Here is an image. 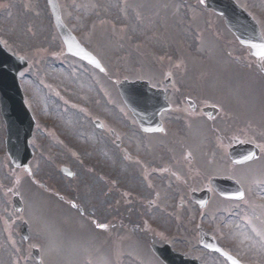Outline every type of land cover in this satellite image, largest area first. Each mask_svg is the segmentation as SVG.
I'll list each match as a JSON object with an SVG mask.
<instances>
[{
    "label": "rangeland",
    "instance_id": "1",
    "mask_svg": "<svg viewBox=\"0 0 264 264\" xmlns=\"http://www.w3.org/2000/svg\"><path fill=\"white\" fill-rule=\"evenodd\" d=\"M237 1L264 23L263 11L259 9L263 0ZM62 3L68 12L65 19L78 37L87 45L93 43L100 55L107 58L104 76L68 59L50 14H46L45 0H0V40L10 53L23 56L30 63L19 73V80L26 104L36 119L30 140L34 155L28 173L8 161L0 116V264H38L31 256L36 247L41 252L42 264H117L119 256L123 264H160L134 238L142 236L143 226L147 233L165 235L174 250L191 253L192 246L182 239L185 234L179 224L180 217L185 220L187 212L175 207V202L183 199L177 193L178 185L175 180L165 181L156 174L155 180L148 171L137 170L135 164L148 161L141 152L132 150L133 123L115 84L125 76L149 74L140 70L147 58L137 59L136 55L133 60L130 52L143 50L137 46L126 49L142 44L155 58L156 65L174 79L173 92L191 93L192 97L198 93L195 87L203 85L213 69L207 65L216 53L210 47L231 46V34L229 38L221 18L204 13V0H129L126 5L123 0H62ZM102 25H112L109 43L98 37L100 33L108 38L107 28ZM166 39H174L175 43L161 44ZM190 70L195 72L191 74ZM216 83L219 80L214 79L212 84ZM108 104L114 112L108 109ZM95 119L113 128L115 136L96 128ZM179 131L185 134V126ZM218 148L211 144L207 154H219ZM148 153L145 152L147 156ZM159 153L171 159L164 148ZM155 154L150 159L153 171L161 170L154 161L158 157ZM60 166L71 169L75 177H64ZM221 166L224 170L227 167ZM237 170L239 175L246 172ZM155 182L162 186L160 190H155ZM155 191L159 194L157 199ZM16 194L24 203L21 214L11 203ZM152 202L154 205L150 207ZM72 204L80 207L96 227L88 228L89 222L74 214L76 222L72 221L68 208L70 221L61 219L64 216L61 211L66 213L62 207ZM24 221L29 225V238L25 241L20 235ZM113 222L125 230L114 227L109 232L110 229L98 226L110 228ZM242 224L243 215L239 213L226 217L228 234L248 247L247 236L241 237L245 235ZM253 240L258 242L256 238ZM253 242L250 246H254ZM135 246H139L141 255ZM260 257L264 261V253Z\"/></svg>",
    "mask_w": 264,
    "mask_h": 264
},
{
    "label": "flooded vegetation",
    "instance_id": "2",
    "mask_svg": "<svg viewBox=\"0 0 264 264\" xmlns=\"http://www.w3.org/2000/svg\"><path fill=\"white\" fill-rule=\"evenodd\" d=\"M237 54V56H234L237 71L231 74L236 82L231 83L232 86L230 87L232 88L217 95L215 104H212L220 109L219 112L216 109L208 115L204 113V110L202 112L204 106L212 105L200 99L198 93H194L193 98H191L193 99V106H189L187 101L184 102L176 94L169 95V97L166 94L171 108L168 112L161 114V122L165 125V129L163 128L164 130L160 133L150 135L163 134L164 140H166L173 135L172 127L179 124L183 119L182 115L186 114L185 121L187 124L195 127L194 142L198 145V152L201 151L200 144L204 141L207 143L215 141V144L219 145V149L223 147L225 150L235 144L250 145L249 149L251 151L247 153L250 159L244 164L233 165L232 162L221 155L211 157L205 155L188 156L184 160H188L189 163H176L177 167L179 164L181 166L178 168L179 171H187L179 194L189 196L191 192L203 191L208 187L207 182L210 178L227 176L232 179L233 183H238L241 187L242 199L234 201L219 198L223 205H229L227 210L225 207H218L208 211L207 206L199 209L191 201L190 196L184 203L177 202V206H186L188 209L190 217L188 238L190 241L198 243L199 232L203 231L214 237L227 254L232 255L242 264H257L253 263L252 260L258 262L259 257L257 255L264 253V246L261 248L253 246H250V248L239 247L240 243L228 234L226 226V216L232 217L235 213L243 215V220L250 223L254 229L257 226L256 220L261 221L264 226V60L262 61V71L260 68L258 69L257 60L254 57L245 55L243 48L238 49ZM189 112H193V114L190 115ZM203 121H209L210 124L206 125L202 131ZM209 128L211 130L210 139L207 137V129ZM224 133L230 134L229 137L226 138L223 135ZM174 139V136H172L168 140L169 143L171 140L174 142ZM175 160L178 161V159ZM222 164H226L225 170L222 168ZM239 168L246 172L239 175L240 172L237 170ZM166 174L169 175V173ZM179 176V174H176V177ZM214 197L215 194L212 192L211 198ZM195 208L198 209V212L194 213ZM203 216L204 221L200 223ZM196 221L197 223H195ZM197 249V252L191 253L189 256L199 259L202 264H228L225 258L215 252H205L199 246H197ZM247 256H250V258ZM260 264H264V262Z\"/></svg>",
    "mask_w": 264,
    "mask_h": 264
},
{
    "label": "water",
    "instance_id": "3",
    "mask_svg": "<svg viewBox=\"0 0 264 264\" xmlns=\"http://www.w3.org/2000/svg\"><path fill=\"white\" fill-rule=\"evenodd\" d=\"M207 7L212 8L216 12H221L225 14L226 23L237 34L240 41L246 45L251 46L253 49L259 48V33L256 27L251 22H248L247 18L243 13L239 16L235 12L236 5L234 1L231 0H207ZM49 8L52 11L53 20L55 22L56 29L60 32L62 40L65 42L66 51L72 53L80 58L91 62L92 64L98 65V62L88 53L77 40L73 37L71 32H69L63 25L60 19V9H58L56 0H48ZM26 63L21 58H14L5 54L4 50L0 45V108L2 116L6 121L7 129V150L11 161L14 162L16 166L27 165V159L31 156V152L27 147V139L31 135L33 119L30 117L28 111L23 105V100L21 96L20 86L18 85L17 72L18 70L26 67ZM138 89L148 90V85L144 83H139L137 81L135 84L128 81L123 82L119 85V90L123 97L124 102L129 106L133 104L132 102V90L137 91ZM150 92L144 94L140 97H145L142 101L146 105L149 103L148 97L151 96ZM163 94H160L159 99L162 98ZM137 103L138 100L136 101ZM141 116L138 115V119ZM15 207L21 210V203L18 198H14ZM22 232V235L26 236V226ZM159 257L166 264H184L182 256L179 254H173L169 248H157L152 247ZM35 256L39 258L37 252L35 251Z\"/></svg>",
    "mask_w": 264,
    "mask_h": 264
},
{
    "label": "snow or ice",
    "instance_id": "4",
    "mask_svg": "<svg viewBox=\"0 0 264 264\" xmlns=\"http://www.w3.org/2000/svg\"><path fill=\"white\" fill-rule=\"evenodd\" d=\"M202 2H203V0H202ZM240 195L242 196L243 193H240ZM99 227H105V225H99Z\"/></svg>",
    "mask_w": 264,
    "mask_h": 264
}]
</instances>
